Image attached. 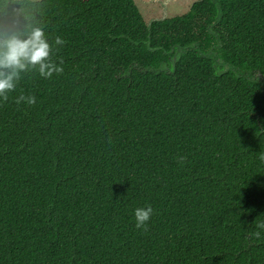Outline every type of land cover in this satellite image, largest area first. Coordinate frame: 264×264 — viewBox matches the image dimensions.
I'll return each mask as SVG.
<instances>
[{
	"label": "trees",
	"instance_id": "16d2710c",
	"mask_svg": "<svg viewBox=\"0 0 264 264\" xmlns=\"http://www.w3.org/2000/svg\"><path fill=\"white\" fill-rule=\"evenodd\" d=\"M24 16L63 72L0 97V264H264V0H0Z\"/></svg>",
	"mask_w": 264,
	"mask_h": 264
},
{
	"label": "clouds",
	"instance_id": "9594fccd",
	"mask_svg": "<svg viewBox=\"0 0 264 264\" xmlns=\"http://www.w3.org/2000/svg\"><path fill=\"white\" fill-rule=\"evenodd\" d=\"M23 27L14 25L12 29L0 30V97L8 101L9 93L15 91L22 78V73L38 70L43 78H51L53 74H61L63 68L58 66L53 56L58 49L49 43L44 28L39 20L28 22ZM64 41L56 37L55 45L61 46ZM63 64V61H60ZM17 104L25 102L28 105H35V96L21 95L15 101ZM264 160V156H261ZM177 162L185 163L187 157L178 156ZM154 214L153 208L148 205L136 208L134 211L136 228L147 231L148 222ZM259 227L264 228V224ZM258 237L259 232L255 233Z\"/></svg>",
	"mask_w": 264,
	"mask_h": 264
},
{
	"label": "rangeland",
	"instance_id": "374dc122",
	"mask_svg": "<svg viewBox=\"0 0 264 264\" xmlns=\"http://www.w3.org/2000/svg\"><path fill=\"white\" fill-rule=\"evenodd\" d=\"M40 1V0H30ZM199 0H135L145 21L164 20L187 13Z\"/></svg>",
	"mask_w": 264,
	"mask_h": 264
}]
</instances>
